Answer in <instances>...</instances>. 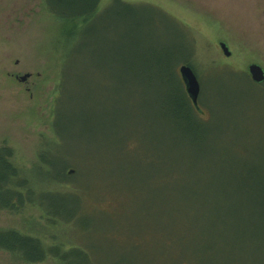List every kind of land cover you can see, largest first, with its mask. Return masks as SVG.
Wrapping results in <instances>:
<instances>
[{"label": "trees", "instance_id": "16d2710c", "mask_svg": "<svg viewBox=\"0 0 264 264\" xmlns=\"http://www.w3.org/2000/svg\"><path fill=\"white\" fill-rule=\"evenodd\" d=\"M100 1L43 0L68 29L61 33L67 48L53 136L41 143L28 169L13 161L11 148H0V210L30 205L50 224L89 229L90 211L116 199L109 188L130 183L157 201L155 218L170 216L164 205L171 199L193 202L172 220L157 249L142 240L131 249L178 254L170 264H264V140L253 138L247 124L255 109L243 102L259 93L255 98L264 105V83L252 82L247 71L221 68L237 87L219 93L217 109L199 93L196 109L177 72L179 64L194 70L191 53L175 64L176 55L152 39L157 18L148 14L163 13L122 0H110L100 12ZM66 139L75 144L71 151L89 155L85 169L62 154ZM83 170L90 173L79 184ZM111 172L118 175L107 176ZM113 231L104 236L127 241ZM65 244L0 228V249L25 263L53 258L57 264H100L80 238Z\"/></svg>", "mask_w": 264, "mask_h": 264}, {"label": "rangeland", "instance_id": "374dc122", "mask_svg": "<svg viewBox=\"0 0 264 264\" xmlns=\"http://www.w3.org/2000/svg\"><path fill=\"white\" fill-rule=\"evenodd\" d=\"M122 1L142 4L146 9L163 13L148 14L157 18V23L149 27L152 39L176 55L175 64L191 53L189 59L200 82V96L210 107H221L219 93L237 87V81L229 80L221 68L247 71L248 65L255 63L264 70V0ZM109 2L101 0L98 10L101 12ZM63 27L64 24L47 11L43 0H0V148H11L13 161L24 169L36 161L41 143L53 136L52 109L67 48L61 33L68 29L62 30ZM219 42L228 46L229 56L222 53ZM24 74L29 77L21 81L19 78ZM243 84L247 86L246 81ZM256 96L262 95L255 93L254 97L243 98L246 106L249 104L255 109L248 116L247 125L255 133L260 132L252 133L253 138L264 140V105ZM242 106H237L235 112L238 113ZM203 110L206 115V108ZM72 148L75 144L66 139L62 154L82 161L81 167L85 169L89 155L85 151H71ZM89 173L82 171L83 177L77 180L79 184L86 182L84 177ZM116 175L118 173L111 172L107 176ZM109 186L110 183L107 189ZM133 187L130 183L115 182L109 191L115 193L112 197L116 199L105 200L99 204L101 209L90 211L89 229L81 225L73 228L50 224L37 207L30 205L18 212L0 210V228L36 235L47 243L65 242L66 248L68 243L76 244L78 237L84 245H89L100 264H170L171 257L176 258L178 254L156 255L141 251L144 246L131 249L130 245L139 240L149 241L148 244L157 249L158 244L169 237L172 220L182 217L193 202L166 200L164 209L170 216L155 218L151 208L157 201H151L146 192ZM93 188L92 183L89 189ZM164 192L166 194V189ZM77 228V231L89 232L76 234ZM96 228L99 230L92 232ZM111 230L127 236V241L104 236ZM146 234H150V238ZM0 264L31 263L0 249ZM34 264H57V261L47 258Z\"/></svg>", "mask_w": 264, "mask_h": 264}, {"label": "water", "instance_id": "95a60500", "mask_svg": "<svg viewBox=\"0 0 264 264\" xmlns=\"http://www.w3.org/2000/svg\"><path fill=\"white\" fill-rule=\"evenodd\" d=\"M219 47L225 56H229L231 54V51L224 42H219ZM247 72L252 82L257 84L264 83V70L258 64L251 63L250 65H248ZM178 73L185 86V91L188 97L190 98L193 106L196 109H199L198 97L200 93V84L196 74L194 73L193 69L187 64H181L178 67ZM28 77L29 74H24L20 76L19 79L21 81H24Z\"/></svg>", "mask_w": 264, "mask_h": 264}]
</instances>
